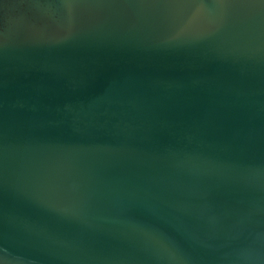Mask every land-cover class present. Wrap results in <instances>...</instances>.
<instances>
[{
  "label": "water",
  "instance_id": "1",
  "mask_svg": "<svg viewBox=\"0 0 264 264\" xmlns=\"http://www.w3.org/2000/svg\"><path fill=\"white\" fill-rule=\"evenodd\" d=\"M0 264H264V0H0Z\"/></svg>",
  "mask_w": 264,
  "mask_h": 264
}]
</instances>
